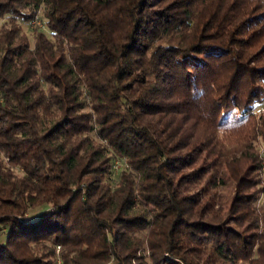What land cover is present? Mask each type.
I'll return each mask as SVG.
<instances>
[{
	"label": "trees",
	"instance_id": "16d2710c",
	"mask_svg": "<svg viewBox=\"0 0 264 264\" xmlns=\"http://www.w3.org/2000/svg\"><path fill=\"white\" fill-rule=\"evenodd\" d=\"M263 106L264 0H0V264H264Z\"/></svg>",
	"mask_w": 264,
	"mask_h": 264
},
{
	"label": "rangeland",
	"instance_id": "374dc122",
	"mask_svg": "<svg viewBox=\"0 0 264 264\" xmlns=\"http://www.w3.org/2000/svg\"><path fill=\"white\" fill-rule=\"evenodd\" d=\"M39 19V18H38ZM40 20H42L41 18H40ZM25 27H24V31L29 35V37L30 38H32L33 37V34H34V26H30V25H24ZM44 30H45V28H44ZM46 31V30H45ZM262 109H264V106L263 107H261ZM259 152H260V154H264L263 153V151H261V149L259 148ZM264 162V161H263ZM230 193H233L232 192V190H230L229 191Z\"/></svg>",
	"mask_w": 264,
	"mask_h": 264
},
{
	"label": "built area",
	"instance_id": "2783aa9c",
	"mask_svg": "<svg viewBox=\"0 0 264 264\" xmlns=\"http://www.w3.org/2000/svg\"><path fill=\"white\" fill-rule=\"evenodd\" d=\"M33 25L35 27H43V21L40 20V19H36L34 22H33Z\"/></svg>",
	"mask_w": 264,
	"mask_h": 264
}]
</instances>
